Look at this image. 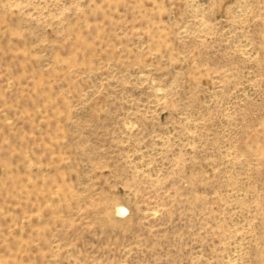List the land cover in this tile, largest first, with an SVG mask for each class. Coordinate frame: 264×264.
I'll list each match as a JSON object with an SVG mask.
<instances>
[{"label":"rangeland","instance_id":"374dc122","mask_svg":"<svg viewBox=\"0 0 264 264\" xmlns=\"http://www.w3.org/2000/svg\"><path fill=\"white\" fill-rule=\"evenodd\" d=\"M0 264H264V0H0Z\"/></svg>","mask_w":264,"mask_h":264}]
</instances>
